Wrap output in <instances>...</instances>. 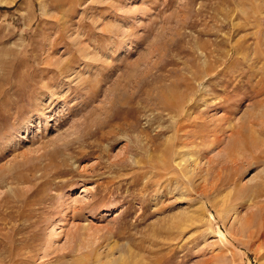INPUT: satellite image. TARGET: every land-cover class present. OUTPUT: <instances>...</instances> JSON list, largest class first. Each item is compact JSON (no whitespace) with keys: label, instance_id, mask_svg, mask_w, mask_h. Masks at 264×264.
<instances>
[{"label":"rangeland","instance_id":"1","mask_svg":"<svg viewBox=\"0 0 264 264\" xmlns=\"http://www.w3.org/2000/svg\"><path fill=\"white\" fill-rule=\"evenodd\" d=\"M0 264H264V0H0Z\"/></svg>","mask_w":264,"mask_h":264},{"label":"bare ground","instance_id":"2","mask_svg":"<svg viewBox=\"0 0 264 264\" xmlns=\"http://www.w3.org/2000/svg\"><path fill=\"white\" fill-rule=\"evenodd\" d=\"M184 170H186V169H184Z\"/></svg>","mask_w":264,"mask_h":264}]
</instances>
